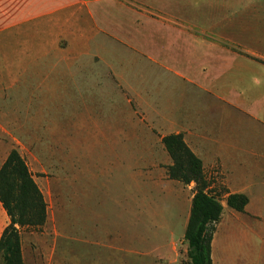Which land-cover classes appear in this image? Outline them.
I'll use <instances>...</instances> for the list:
<instances>
[{"label":"rangeland","instance_id":"obj_1","mask_svg":"<svg viewBox=\"0 0 264 264\" xmlns=\"http://www.w3.org/2000/svg\"><path fill=\"white\" fill-rule=\"evenodd\" d=\"M78 1L83 6L64 11L60 6L52 17L0 34V166L17 150L47 204L43 226L20 230L21 248L27 262L182 264L187 261L184 234L195 186L169 178L171 161L160 141L164 132L145 122L143 107L131 100L118 73L121 70L137 96L144 97L150 88L160 103L166 95L175 102L184 84L161 62L195 70L207 84L213 78L210 72L214 75L209 68L214 57L207 45L171 25L185 23L202 30L201 38L206 30L208 37L216 32L251 46L264 39V0ZM96 1L104 2L92 5L94 18L90 5ZM1 2L12 5L11 0ZM25 2L27 7L32 0ZM114 35L160 64L145 60L144 54H131ZM247 97L243 108L261 122L232 110L228 115L209 111L203 100L194 108L197 112L199 105L207 119L216 117L214 131L227 128L233 140L260 147L264 95L260 100ZM82 101L97 105L104 118L91 122ZM118 116L136 119L134 125L121 126V131L135 134L136 141H87L98 129L109 136L106 122ZM150 135L153 139L147 140ZM244 162L264 169V159L247 157ZM257 187L254 197L264 195V186ZM222 201L224 213L214 237L219 264H264V228L257 227L264 222L251 219L248 226L254 229L237 235L230 221L235 213ZM237 250L241 258L235 263L231 256Z\"/></svg>","mask_w":264,"mask_h":264},{"label":"crops","instance_id":"obj_2","mask_svg":"<svg viewBox=\"0 0 264 264\" xmlns=\"http://www.w3.org/2000/svg\"><path fill=\"white\" fill-rule=\"evenodd\" d=\"M11 2L12 5H8V2L0 3V34L10 29L23 27L25 23L30 21L48 16L52 17L57 14L58 7L60 6H63V11L76 6V4L81 3L83 6V2L78 0H32L27 7L25 0H11ZM99 2L104 1H96L90 5V10L94 18L95 14L92 5ZM114 4L119 8L133 12L124 3L115 2ZM85 11L87 12L86 9ZM148 19L152 22H157L152 18ZM158 23L163 24L159 21ZM171 26L173 29L179 28L186 31L185 33L191 37L193 42L197 40L201 42V45H207L209 50L213 52L212 56L214 58H212L209 67L214 72V75L210 72L213 77L211 82L206 84L199 80L195 75V70L192 71L188 68L173 69L170 64L161 62L166 72L179 79L184 84L183 87L185 89L180 90V93L177 92L178 99L175 102L172 100V97L170 101L166 100V95L164 97L165 101L160 103L159 98L155 96V93L150 88H145L144 97L143 95L137 96V91L129 86L128 80L121 70H119L118 75L120 76L122 84L128 88V93L132 96L131 100L136 101L140 107H143L145 122L151 127L164 132V135L160 137L161 142L164 137L171 134L183 135L186 144L201 159L205 177L212 184L211 188L216 190L217 193L221 192L222 200L224 199L226 201L227 197L231 194H243L248 197L249 203L245 211L239 213L233 210L232 212L235 214L231 216L232 220H230L236 225V234L245 236V234L254 229L251 223L248 226V221L252 219L256 222H264V195L259 194L257 195L258 197H254L255 188L257 186H264V174L262 173L264 169L251 167L244 162V159L247 157L264 159V144L260 147H247L240 143L239 140H233V137L229 135L226 128L227 120L225 119H222V123L226 130L214 131L215 120L213 118L216 117L211 116L213 118L210 117L211 119H207L203 114L204 111L199 109V105L197 112H195L194 105L200 102L201 106V101L203 100L209 111L219 110L224 115H228L230 110H232V112L240 113L241 115L252 118L256 122H261V117L252 113L251 110L243 108V106L247 103V95L257 100L262 99L264 95V39H257L254 45L249 46L232 38L217 35L216 32L213 37H208L206 36V30L202 32L205 36L201 38L198 32L202 30L198 29L196 31V29H191L185 23L181 26ZM114 36L121 42L124 49L128 50L131 54H133L132 51L144 54L145 60L160 64L150 53L136 48L116 35ZM21 60L24 61L23 56ZM115 67L117 66L115 65ZM205 71H208V69H203V72ZM233 94L237 95V98H234ZM210 101L216 104L210 105ZM80 106L82 110H85V116L88 118L91 117V122L95 118H104L94 103L91 105L82 101ZM95 123H98V121ZM106 123L111 127L108 131L110 137L98 129L96 132L98 134L87 139V141L99 143L102 140H113L117 142L137 140L135 134L121 131V126L123 125L136 124L135 118L122 119L118 116L109 119ZM150 139H153L152 135L147 138V140ZM170 161V165H172L171 158ZM257 181L261 182L258 184ZM188 186L192 188L195 184L192 183ZM9 224L10 218L0 201V240ZM257 224V227L264 228V224ZM212 248L213 263L219 264L216 239H213ZM237 252L238 250L231 256L232 261L235 263H238L241 258V255ZM22 253L24 264H66L61 262H27L23 250Z\"/></svg>","mask_w":264,"mask_h":264},{"label":"trees","instance_id":"obj_3","mask_svg":"<svg viewBox=\"0 0 264 264\" xmlns=\"http://www.w3.org/2000/svg\"><path fill=\"white\" fill-rule=\"evenodd\" d=\"M162 143L172 160L169 178L186 186L195 184L184 234L188 244L187 261L182 264H214L212 243L224 213L221 192L211 188L201 159L192 152L182 134L168 135ZM0 201L10 218L0 240V264H24L19 232L43 226L47 220V204L17 150L9 153L0 168ZM248 203V197L243 194H231L226 199L227 206L239 213L245 211Z\"/></svg>","mask_w":264,"mask_h":264}]
</instances>
